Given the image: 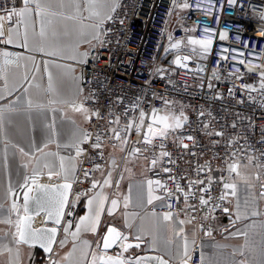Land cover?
Returning a JSON list of instances; mask_svg holds the SVG:
<instances>
[{"label":"built area","instance_id":"2783aa9c","mask_svg":"<svg viewBox=\"0 0 264 264\" xmlns=\"http://www.w3.org/2000/svg\"><path fill=\"white\" fill-rule=\"evenodd\" d=\"M185 3L188 7H181ZM118 4L113 13L114 19L104 25L103 30L110 29L102 37L104 46L96 44L95 48H91L89 45L86 49L89 51L88 62L81 66L82 102L91 111L98 110L103 119L91 116V111L88 114L90 119L85 132L91 134V139L81 145L84 153L80 156L77 180L70 191L66 219L76 213L80 201L76 200L77 193H85L91 187L97 172L92 170L94 166L105 164V147L115 141L108 132V120L115 119L117 115L121 117L120 123H124L132 119L138 122L140 110L149 116L152 108L162 111L171 108L177 115L183 111L188 117L187 122L163 141L172 159L177 162L175 165L165 162L164 166L172 167L173 175L178 178H194L197 164H204L206 160L211 161L213 169H216L218 163H222L216 157H223L226 152L236 151L238 158L248 155L260 157L264 152L261 69L247 70L264 64V37L257 35L264 28V21L258 16L264 11V0H237L235 5H229L227 0H119ZM13 6H18V0H0V8ZM0 15L4 13L0 12ZM14 25L15 18L11 25L4 21L5 34ZM171 27L170 39L173 40L211 38L210 51L204 53L197 48L193 52L183 46L174 50L169 58H161L162 46L169 38ZM221 33H226L224 39L220 38ZM245 44L248 46L245 47ZM0 51L19 54V49L3 43H0ZM177 53L190 55L193 66L195 61L204 62V70L199 72L174 66L172 58ZM240 60H244L245 64H239ZM210 84L212 87H209ZM243 85L251 87L244 88ZM164 101H169V105H165ZM125 109H129L127 116ZM201 112L203 116H200ZM109 113L112 115L109 116ZM204 124H208L209 128L205 129ZM215 131H223L224 136L206 135V132ZM97 134L101 136V149L92 147ZM189 135L194 140H187ZM141 139L134 129L127 132V148L134 146L144 151L147 147L148 151L144 152L149 155V160L159 154V148L153 151L150 146L140 143ZM178 139H184L189 148L183 149ZM230 140L235 143L229 148L227 142ZM214 141L219 143L214 144ZM160 143V140L156 141L157 145ZM85 170L89 171L87 180L83 176ZM150 172L159 179L167 180L159 165L155 169L150 168ZM215 175L219 176V172ZM169 187L174 185L169 182ZM213 195H219V186L213 185ZM159 204L156 205L158 210L167 211ZM179 206L184 207L182 199ZM225 206L228 207V204ZM175 209L176 204L173 203ZM68 211L72 212L71 216L67 215ZM223 213L222 209H218L213 214L215 219L209 217L207 220L204 219L207 209L191 215L196 217L193 222L201 230L212 232ZM199 249V245L194 246L195 254L190 259L193 264L199 262L196 254Z\"/></svg>","mask_w":264,"mask_h":264},{"label":"snow or ice","instance_id":"6c2138e0","mask_svg":"<svg viewBox=\"0 0 264 264\" xmlns=\"http://www.w3.org/2000/svg\"><path fill=\"white\" fill-rule=\"evenodd\" d=\"M175 2V0H174ZM229 5H235L237 0H227ZM23 6L17 9L13 6L11 8L5 7L0 8V12L4 15H0V43L3 44H15L16 47L24 48L28 51H35L46 55L49 57H56L57 59L68 58L76 61L79 64H86L88 62L87 57L89 56V51L80 52V44L86 43L95 48L96 44L100 47L104 46L103 36L108 34L109 30H103L104 25L114 19L113 13L116 12L119 4L116 0H22ZM181 7L187 8L188 4L185 3ZM86 13V15H85ZM259 18L264 21V11L258 13ZM56 17H63L67 21H75L76 25L69 28L65 26L63 32L61 33L55 23L54 19ZM15 18V23L19 27L23 28V41H20V31L18 28L9 27L7 34H5L4 21H7L10 25ZM84 21H93L90 24L85 25ZM123 23V21H121ZM38 26V31H37ZM208 31L207 29L205 30ZM257 35L264 37V28L257 32ZM91 37L88 39V37ZM226 33H221L220 38L224 39ZM61 37L71 39L72 42L69 45H61ZM30 38L32 41L30 47ZM93 41L96 43L94 44ZM189 45H199L204 53L210 51L212 47L211 38L204 39H188ZM46 44L51 45V50H46ZM181 41H176L171 45L172 48H179ZM248 45L245 44V47ZM70 51L71 55L65 57V50ZM167 51V49H165ZM195 52V48H193ZM243 55V53H241ZM15 57V59H13ZM21 55L17 53H11L8 51H0V79L5 80V85H7V70L10 65H18ZM28 59L35 60L34 57H29ZM188 60L189 57L185 56L183 58L177 56L175 63L179 67H186L181 60ZM226 59V57H225ZM55 65V61L52 62ZM239 64H245L244 60H240ZM58 66V65H57ZM44 72L47 74L49 81L52 80V73L49 70V61H43ZM255 68H260L259 79L261 81L260 87L264 89V64L254 65L247 70L252 72ZM36 70L39 71V65H36ZM237 72L240 71L239 68L236 69ZM27 80V76L24 77ZM237 79H240L237 76ZM29 83H31L29 81ZM209 87H212L210 84ZM244 88H250V85H243ZM51 88V83L49 84ZM255 90V89H252ZM28 90L25 89V92ZM82 93L83 89H79ZM231 92V90H229ZM0 99H4L0 96ZM14 103V102H12ZM169 101H164L165 105H169ZM29 107L32 106L31 101H28ZM74 110L77 112H82L85 114V119H90L88 115L91 111L90 109L83 106V104L72 105ZM129 109H125V116H127ZM112 114L109 113V116ZM204 113L201 112L200 116ZM91 116L101 117L100 112L91 111ZM2 112H0V121H2ZM147 118V119H146ZM188 117L184 115L183 111L179 115L172 111H167L161 114L160 109L152 108L151 115L149 116L143 110L139 111V121L136 119L129 120L124 124L122 128H110L108 132L111 133V138L116 141H121L123 144H127L128 141L122 136L123 132H130L135 130L137 134L141 136L140 143L146 146H150L153 151L159 148V154L154 155L150 160V168L155 169L158 165L161 170L167 176V180L162 179H148L147 184V205L154 206L157 201L160 202L159 206L161 209H167L162 213H157L155 207L151 212V216L154 221L158 222L161 220L166 222V226L170 227L174 237H180L184 233V225L191 224L193 220L196 219L191 213H196L207 209V214L204 219L211 217L215 219L213 215L218 209H222L225 214L229 215L230 224L235 228L236 223L240 220H248L250 217H257L264 215L259 208L257 201L264 200V152H261L260 157L255 155H248L246 157L247 162H243L241 158H238L237 152H226L225 156H217L218 163L216 169H213L212 162L206 160L204 164H197L195 168V177L181 176L177 177L173 175V168L164 166L165 162L168 165H175L176 160L172 159V154L167 150V145L163 143L169 137L172 132L177 129L183 128L184 124L187 122ZM121 117L119 115L115 116V119H109V124L120 125ZM235 127V124L232 125ZM205 129L209 128L208 124H204ZM55 135V132H53ZM107 134V133H106ZM206 135L216 137H223V131L206 132ZM91 139L90 133H82L80 136H76L74 142L71 144H66L64 147H71L75 149V156H58L59 159V171L53 170V165L47 161L48 156H57L55 153H45L44 148L47 144L43 146H37L35 142L32 144L33 153L26 151L23 147L18 145H13V147H18L19 152L23 156L34 155V153H41V156L34 157L36 161V166L41 165V159L44 158L42 167L47 169L48 179L51 181L53 177H63L64 182L60 184H42L38 182V176L40 172L37 171V167H33V174L31 177L25 176L24 182L20 184V188L23 190V203H22V213L21 205H18L15 201L19 197H15L13 200L9 211V214L15 213L17 219L15 221L14 233L16 244H24L29 247L39 245L45 253L51 254L53 252V245L56 243V236L58 232V227L61 225V221L65 216V210L70 204V191L73 187V183L76 182V171L78 167L77 158L84 153V149L81 147L82 144L88 143ZM187 140L192 141L194 137L189 135L186 137ZM160 140L159 145L156 141ZM53 142V141H49ZM176 142V140H174ZM180 146L187 150L189 145L184 142V139H178ZM214 144H218L219 141H214ZM235 142L228 141L227 147H231ZM59 146V145H58ZM94 149H101L102 142L101 136L99 134L95 137V142L92 143ZM120 151H124L122 147ZM141 148L133 147L129 155L137 156L141 153ZM144 151H148L145 147ZM240 151H243L242 149ZM195 155V153H192ZM103 153H101V157ZM127 159V158H125ZM148 160V157H145ZM67 161V163H66ZM114 163V161H113ZM22 167L27 168L28 164H23ZM100 165L96 164L93 171L99 170ZM253 169L256 170L253 178ZM215 172H219V176L215 175ZM226 173V175H225ZM84 179L89 178V171L85 170L83 172ZM122 178V177H121ZM255 180V183H254ZM183 181V183L181 182ZM169 182H171L174 187H169ZM111 172L108 174V178L104 180V185L111 186ZM213 185L219 186V195H213ZM259 186V192L256 193L253 190ZM98 186V181L93 180L91 187L85 193H77L76 200L79 201L81 195H87V193L92 192ZM116 186L119 187V181L116 182ZM241 186L245 191V196L243 201L240 199ZM103 187V185H101ZM11 189L9 192L11 193ZM183 200L184 207L181 208L180 202ZM108 197L103 192H97L95 195L89 196L87 199V213L79 217L78 222L75 223V231L70 232L72 227V221H69L66 226L63 227L64 233L71 235L73 238V249H76V241L82 232H91L93 235L99 234V227L101 225L102 214L106 211L109 216H113L116 210L120 206V201L118 199H112L110 206L106 207V201ZM235 200V210L230 209L225 206L226 204H231ZM194 201L196 203H194ZM129 197H124V208L128 207ZM173 203L176 204L175 211L173 210ZM74 206V204H73ZM2 208V206H0ZM184 213L185 218L181 219L180 214ZM44 215V224L46 225L48 221H52L55 225L53 227L42 226L40 228H33L32 224L34 218ZM68 216L72 215L71 211L67 212ZM143 220V218H141ZM7 224H12L13 221L10 218L0 221ZM125 227L131 228L127 222V216L125 215ZM256 223L253 220L251 224L245 225L246 229H255ZM177 228L179 230L177 231ZM159 229V223L155 224L154 231ZM228 231V229H224ZM149 233L141 228L138 233L134 236L125 234L115 226L109 224L106 226V232L97 241V248L95 250L89 247V242L87 240L82 241L84 249H82V257L84 258L80 264H169L162 256L159 255H144L136 256L135 258L126 257L125 253L129 249L136 248L140 249L142 244H145L146 236ZM205 235L210 236L211 231L205 232ZM232 235H243L246 239L249 236L248 231L241 232L237 230ZM261 239L259 243L253 242L249 246L250 258L244 261H240V264H264V224L261 225ZM134 241V242H133ZM64 240L60 241L63 245ZM156 236L152 235V240L148 244L150 250H156ZM167 243H172L169 240ZM193 243H195L193 241ZM114 246L119 248V251L114 255L109 254V250ZM244 253L241 252V255ZM179 251L177 256H179ZM90 257V259H88ZM65 260L68 257H64ZM191 259L189 254V244L188 239L184 237L183 244V258L181 259V264H188ZM50 264H60V261L53 260L50 258ZM201 264H204V258L201 256Z\"/></svg>","mask_w":264,"mask_h":264},{"label":"crops","instance_id":"0c3cea01","mask_svg":"<svg viewBox=\"0 0 264 264\" xmlns=\"http://www.w3.org/2000/svg\"><path fill=\"white\" fill-rule=\"evenodd\" d=\"M116 2L119 3V0H116ZM22 6V0H18L17 9ZM53 19L61 33L65 26L71 28L76 25L75 21H67L63 17ZM92 22L84 21V24L87 25ZM76 26L78 27V25ZM13 27L18 28L20 31V41L22 42L23 28L16 25V23ZM168 33L169 38L162 46L161 58H169L174 51H169V46L173 39L170 41V29ZM90 38L89 36L88 39ZM189 38L192 37H186V40L188 41ZM71 42V39L61 37V45L66 46ZM29 43L31 47V38ZM93 43L95 44L96 42L93 41ZM7 45L19 49L21 59L18 62L19 66L10 65L8 67L6 73L7 85H5L4 79L0 82V96L4 97V99H0V112H2L3 117L2 121H0V206H2L0 208V221L8 219L9 215L13 221L11 225L0 222V264H36L37 260L45 261V259H47L45 262L48 263L50 257L60 261V264H80L84 259L82 257V249H84L82 241L87 240L89 247L95 250L97 241L102 237L108 224H113L130 236L136 235L143 228L149 233L146 236L147 242L144 244L143 249L162 254L174 264L181 262L183 258L185 236L188 239L191 257L195 254L194 246L199 245L200 247L198 253H196L199 256L197 264H201V256L204 258V264H240V261L250 258L249 246L253 242L259 243L261 239L260 233L261 225L264 224V215L250 217L248 220H240L233 228L230 224L229 215L223 213L210 236L205 235V231L192 222L183 226L184 233L180 237H174L171 228L166 226V222H163L162 218L156 222L151 216L153 207H155L157 213L163 212L156 208L159 201L154 206L147 205L146 181L158 178V176L150 172L149 155L144 151H141L137 156L129 155L134 146L127 148V144L125 145L121 141L116 140L105 147V164L97 170L93 179L98 181V186L92 192L87 193V195H82L78 202L82 203V207L78 212L72 217L64 218L51 255L48 257L37 247L16 244L14 233L16 232L15 221L17 216L15 213L9 214L8 210L14 200L15 191L24 182V177L33 173V167L36 166L34 157L41 156V153L36 152L34 155L26 157L19 152L18 147H13V145H18L33 153V142L37 146L47 144L44 152L58 155L48 156L46 159L53 165L54 171H59L58 156H75V149L64 147V145L73 143L76 136L85 133L88 120L85 119L84 113L75 111L72 106L74 103L77 105L83 104L82 93L79 91V89H82V64L68 58L57 59L35 51H28L24 48L16 47L15 44ZM88 46L89 44L81 43L79 51L85 52ZM165 49L168 50L166 51ZM46 50H51V45L46 44ZM69 55H71V52L66 48L64 56L67 57ZM29 57H34L35 60L28 59ZM45 60L49 61V70L52 73L51 82L44 72L43 61ZM53 61H55V65L52 63ZM36 65H39V71L36 70ZM25 76H27V80L24 79ZM50 83L51 88H49ZM25 89L28 91L25 92ZM29 100L32 103L31 107L28 105ZM83 106L85 107L84 104ZM170 109L161 110V114L171 111ZM125 123L127 122L120 123V125L108 123V127L109 129L113 127L122 128ZM53 132H55V135ZM122 136L127 139V132H123ZM122 147L124 148L123 152L120 151ZM145 157H148L147 161ZM246 157L239 158L246 163ZM79 161L80 157L77 158L78 165ZM43 162L44 158L41 159V165L36 166L37 171L40 173L48 171L42 167ZM26 163L28 167H22ZM109 172H111V186L104 185V180L108 178ZM255 172L256 170L253 169V178ZM56 179H63V177ZM117 181H119V187L116 186ZM9 189L12 190L11 193ZM253 191L258 193L259 186L257 185ZM97 192H103L108 197L106 207L110 206L112 199H118L120 206L113 216H109L106 211L102 214L98 235H93L91 232H82L76 241V249L74 250L73 238L71 235L66 236L63 227L69 221H72V227L69 231H75V223L78 222L80 216L85 215L88 211V197L95 195ZM125 196L129 197L127 208H124L123 204ZM244 196L245 191L243 186H241V201H243ZM235 204L236 201L233 200L231 204H228V207L234 211ZM257 204L259 210L264 213V200H258ZM125 215L127 216V222L132 225L131 228L125 227ZM180 218H185L184 213L180 214ZM253 220L256 223L255 229H246L245 225L251 224ZM38 223H42L40 218L36 224ZM156 223H159V229L154 231ZM224 229H228V231H224ZM178 230L179 228H177ZM237 230L241 232L248 231V238L246 239L243 235L231 234ZM153 234L157 240L155 251L150 250L148 247ZM61 240L65 241L63 245L60 244ZM169 240L172 243H167ZM178 251L180 253L179 256H177ZM241 252L244 254L241 255ZM66 256L68 257L67 260L64 259ZM3 257L5 261H2Z\"/></svg>","mask_w":264,"mask_h":264},{"label":"water","instance_id":"95a60500","mask_svg":"<svg viewBox=\"0 0 264 264\" xmlns=\"http://www.w3.org/2000/svg\"><path fill=\"white\" fill-rule=\"evenodd\" d=\"M177 56H179V57H181V58H183V57H185V56H187V57H189V59L188 60H181V62L183 63V64H186V67H180V68H184V69H188V70H195V71H199V72H202L203 70H204V66H205V64H204V62H201V61H195V65L193 66V65H191V56L190 55H188V54H183V53H177V54H175L174 56H173V58H172V63H173V65L174 66H177V67H179L176 63H175V60H176V57ZM32 174L33 173H31L28 177H31L32 176ZM57 177H53V179L50 181L49 179H48V175H47V172L46 173H40V175L38 176V182L39 183H42V184H60V183H63L64 182V180L63 179H56ZM22 193H23V190L20 188V187H18L17 188V190L15 191V195H14V199H15V197H19V199H17L15 202H17V204L18 205H21V213H22V203H23V195H22ZM69 197H70V194H69ZM39 218L42 220V223H38V224H36V222L39 220ZM64 221V218L62 219V221H61V225H62V222ZM60 225V226H61ZM109 225V224H108ZM111 225H113V224H111ZM42 226H46V227H53V226H55L53 223H52V221H48L47 222V224L45 225L44 224V215L43 214H41L40 216H37V217H35L34 218V222H33V224H32V227L33 228H40V227H42ZM60 226H57L58 227V232H57V236H56V240H57V237H58V235H59V231H60ZM114 226V225H113ZM116 227V226H115ZM116 228H118V227H116ZM119 229V228H118ZM120 230V229H119ZM122 232H123V230H121ZM106 232V229H105V231H104V233ZM103 233V234H104ZM103 236V235H102ZM134 242V241H133ZM55 245V244H54ZM54 245H53V248H54ZM143 246H144V244H142L141 245V248L140 249H136V248H132V249H129V251L127 252V253H125V256L126 257H132V258H135L136 256H144V255H152V256H155V255H159V256H162L165 260H167L168 262H169V264H174L171 260H169L168 258H166V257H164L162 254H159V253H155V252H151V251H146V250H144L143 249ZM33 247H37L38 249H40L43 253H45L44 251H43V249L42 248H40L39 247V245H35V246H33ZM110 250H112L113 252H111L110 254H115L116 252H118L119 251V248L118 247H116V246H114L112 249H110ZM46 255H48V256H50L51 254H48V253H45ZM51 259H53L54 260V258L53 257H50ZM47 264H50V259H49V261H48V263ZM176 264H181V262H179V263H176ZM188 264H193L190 260L188 261Z\"/></svg>","mask_w":264,"mask_h":264},{"label":"rangeland","instance_id":"374dc122","mask_svg":"<svg viewBox=\"0 0 264 264\" xmlns=\"http://www.w3.org/2000/svg\"><path fill=\"white\" fill-rule=\"evenodd\" d=\"M170 30H172V27L170 28ZM170 41H172V39H170ZM177 40H173L172 42H171V45L173 44V43H175ZM179 41H181V44H180V47L179 48H172L171 47V45L169 46V51L170 50H178V49H180V48H182L183 46H186V48L187 49H189V50H193V48H195V49H199L200 47H199V45H189L188 44V42H187V40H186V38L184 39V40H179ZM168 50V49H167ZM48 256V255H47ZM49 257V256H48ZM47 259H45V261H46ZM2 261H5V259H4V257H3V259H2ZM44 264H47L46 262L44 263Z\"/></svg>","mask_w":264,"mask_h":264},{"label":"trees","instance_id":"16d2710c","mask_svg":"<svg viewBox=\"0 0 264 264\" xmlns=\"http://www.w3.org/2000/svg\"><path fill=\"white\" fill-rule=\"evenodd\" d=\"M81 207H82V203L80 202V203H78V205H77V208H76V212H78L80 209H81ZM38 262V263H37ZM45 263V261L44 260H37L36 261V264H44Z\"/></svg>","mask_w":264,"mask_h":264},{"label":"flooded vegetation","instance_id":"af4514ba","mask_svg":"<svg viewBox=\"0 0 264 264\" xmlns=\"http://www.w3.org/2000/svg\"><path fill=\"white\" fill-rule=\"evenodd\" d=\"M7 225H9V224H7Z\"/></svg>","mask_w":264,"mask_h":264}]
</instances>
